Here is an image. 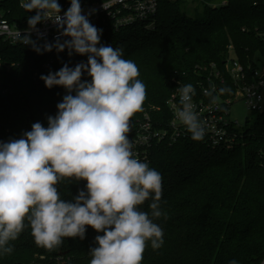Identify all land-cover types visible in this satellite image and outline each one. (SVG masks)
Segmentation results:
<instances>
[{"label": "trees", "instance_id": "trees-1", "mask_svg": "<svg viewBox=\"0 0 264 264\" xmlns=\"http://www.w3.org/2000/svg\"><path fill=\"white\" fill-rule=\"evenodd\" d=\"M67 0H58L61 8ZM101 3L106 0H86ZM189 12L182 0H158L152 25L136 22L102 29L100 43L123 50V58L135 62L146 86L143 110L130 120L129 140L147 116L156 129L171 119L166 102L174 91L173 80L195 85L201 68L221 67L227 47L238 60L252 62L264 56V0H194ZM0 9L9 18L23 16L18 0L5 1ZM87 62V56L68 50L38 54L32 46H13L0 39V142L19 139L33 123L47 127L57 104L67 94L62 87L47 88L41 75L68 64ZM82 79H90L82 76ZM228 94H224L226 97ZM23 113V114H21ZM242 145L211 152L199 141L152 143L143 161L162 176V216L155 222L163 230L164 243L153 250L150 243L141 264H261L264 261V112L256 114ZM244 135V134H243ZM85 181L59 186L70 200L84 190ZM146 201L142 211H150ZM90 226L84 239L64 238L52 251L37 247L26 227L13 251L0 256V264H89L95 237Z\"/></svg>", "mask_w": 264, "mask_h": 264}, {"label": "clouds", "instance_id": "clouds-1", "mask_svg": "<svg viewBox=\"0 0 264 264\" xmlns=\"http://www.w3.org/2000/svg\"><path fill=\"white\" fill-rule=\"evenodd\" d=\"M20 7L35 12L25 34L18 33L25 45L38 54L67 49L70 57L87 56V62L41 75L47 88L67 92L56 115L47 117V127L36 122L21 138L0 142V256L13 251L10 242L26 227L37 247L52 251L64 238L84 239L90 226L103 234L95 237L89 264H141L146 246L161 248L164 233L155 222L163 214L162 176L136 158L128 136L130 120L146 99L139 69L121 48L100 43L102 29L90 23L91 13L82 14L80 0H70L63 15L58 0H20ZM44 22L56 25L58 35L41 49L31 33ZM178 91L175 120L193 141H202L195 88L189 83ZM230 92L211 85L205 95L219 106ZM80 181L86 182L84 190L65 200L59 186ZM146 201L148 212L140 209Z\"/></svg>", "mask_w": 264, "mask_h": 264}, {"label": "built area", "instance_id": "built-area-1", "mask_svg": "<svg viewBox=\"0 0 264 264\" xmlns=\"http://www.w3.org/2000/svg\"><path fill=\"white\" fill-rule=\"evenodd\" d=\"M5 1L0 0V5ZM82 14H89V21L92 25L102 26L112 25L113 28L144 22L152 25V21L158 12V0H106L101 3H91L86 0H80ZM24 13L20 17L9 18L10 10L0 9V39L13 46L29 47L25 45L22 38L27 29V18L35 15V12L27 13L20 7ZM70 7V0H67L62 8L61 15ZM36 31L31 33V39L37 43L41 49L45 41L54 43L57 38V27L51 22L38 23ZM257 37L264 42V30L257 33ZM227 56L221 67L210 64L201 68V77L193 85L195 96L193 103L198 117L205 127V136L200 144L211 152H220L230 150L236 145L238 133L235 130L236 122H231L228 118L230 108L234 101H242L245 108L252 113L260 114L264 112V56L260 53L254 55L252 62L248 64L241 63L234 53L232 45L227 47ZM44 53H50L44 51ZM174 91L168 98L166 105L168 107L171 119L162 129L156 130L150 119L145 116L144 120L137 125L135 135L131 139L134 144L136 158L143 161L144 154L152 143L165 141L169 144L181 140H190V134L180 125L174 116V106H179V87L176 81H172ZM214 85L217 90L222 87L231 89L226 97H221L219 106L210 103V97L205 95ZM215 95V93H213ZM264 159V150L262 151ZM264 165V163H263ZM264 264V261L261 263Z\"/></svg>", "mask_w": 264, "mask_h": 264}, {"label": "rangeland", "instance_id": "rangeland-1", "mask_svg": "<svg viewBox=\"0 0 264 264\" xmlns=\"http://www.w3.org/2000/svg\"><path fill=\"white\" fill-rule=\"evenodd\" d=\"M185 3V9L189 12L196 10L198 7L197 3H194V0H182ZM23 114V113H21ZM231 122H236L235 130L238 133V137L236 139V145L243 144V137L245 135H249V129L253 125L256 114L249 112L242 101L236 100L234 101L232 107L230 108V113L228 116ZM244 134V135H243ZM2 142H7L6 140H2Z\"/></svg>", "mask_w": 264, "mask_h": 264}]
</instances>
